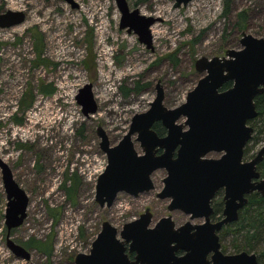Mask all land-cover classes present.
<instances>
[{
  "label": "rangeland",
  "instance_id": "obj_1",
  "mask_svg": "<svg viewBox=\"0 0 264 264\" xmlns=\"http://www.w3.org/2000/svg\"><path fill=\"white\" fill-rule=\"evenodd\" d=\"M127 1L159 19L152 26L151 47L120 27L116 0H0V12L26 13L21 24L0 27V155L30 198L25 221L10 234L31 255L18 257L7 245L8 199L0 168V264H76L78 253L90 252L104 220L121 229L146 208L154 214L152 224L169 213L177 225L190 220L180 210L170 212L169 199L157 197L167 176L164 168L153 173V190L138 196L121 191L111 206L101 207L96 186L108 159L97 128L103 126L111 144H118L133 116L151 108L159 84L168 108L183 104L205 74L195 68L198 58L241 49L243 32L264 37V0H229L227 14L225 0H192L180 6L175 0ZM37 39L43 43L39 61ZM42 82L51 94L39 90ZM88 84L98 108L86 115L77 96ZM30 87L34 104L20 111L18 102ZM15 116L25 122L17 123ZM159 125L165 128L161 122L154 126ZM136 137L135 148L143 153ZM250 158L244 155V160ZM68 186L75 187L73 196ZM223 195L221 189L212 202L222 210ZM233 237L220 238L225 253H236L240 237ZM263 250L264 239L250 249L260 264Z\"/></svg>",
  "mask_w": 264,
  "mask_h": 264
},
{
  "label": "water",
  "instance_id": "obj_2",
  "mask_svg": "<svg viewBox=\"0 0 264 264\" xmlns=\"http://www.w3.org/2000/svg\"><path fill=\"white\" fill-rule=\"evenodd\" d=\"M116 1L122 14L120 27L134 31L151 47V26L159 19L131 8L127 0ZM190 1L175 0V4ZM25 19L24 11L0 12V27L21 24ZM240 43L241 49H227L222 56L196 60L195 68L205 74L180 106L168 108L164 104V90L159 84L151 108L133 116L118 144H111L103 126L97 128L100 148L108 159L96 186V202L101 207L111 206L121 191L138 196L153 190L152 175L164 168L167 176L156 195L169 199L170 212L180 210L190 220L177 225L169 213L152 224L150 208L121 229L106 219L90 252L75 256L76 264H259L254 252L225 253L218 234L238 220L251 193L264 196V176L259 169L264 161V144L252 158L244 160L245 147L254 133L249 121L258 116L255 98L264 91V37L243 32ZM229 81L233 84L222 89ZM77 99L86 115L97 111L92 84L82 88ZM183 116L186 119L179 122ZM156 122L163 124L166 134H158ZM135 134L143 153L135 148ZM211 152L221 155L208 157ZM0 168L8 199L7 245L16 256L30 259L28 249L10 234L25 221L30 198L1 155ZM221 189L222 217L213 221L212 200ZM196 218L204 220L192 222Z\"/></svg>",
  "mask_w": 264,
  "mask_h": 264
},
{
  "label": "trees",
  "instance_id": "obj_3",
  "mask_svg": "<svg viewBox=\"0 0 264 264\" xmlns=\"http://www.w3.org/2000/svg\"><path fill=\"white\" fill-rule=\"evenodd\" d=\"M225 10L224 12L227 14L229 9V0H225ZM242 19H245L244 13H241ZM244 26V25H243ZM36 41V50H37V59L38 61L41 60V52H42V45L41 39H37ZM39 42V43H38ZM232 81L227 82L222 89H226L232 85ZM51 89V88H50ZM48 85L45 86L42 82L40 84L39 90L42 93H49L51 94L53 90H50ZM34 95H33V87H30L26 90L23 95L21 96L18 102V110L20 111H27V109L31 108L34 104ZM256 107L258 110V116L249 121V124L254 128V135H252L251 139L248 141L244 155L251 156V158L255 155V148L260 144V142L264 141V91L259 93L255 98ZM17 123H24L23 118L14 117ZM159 129L157 126H154L156 131L159 135H164L163 132L165 128L159 125ZM259 169L264 176V161L259 164ZM66 190L70 193L71 196L74 194L75 187H66ZM249 200L248 203L240 210L239 218L237 221L228 224L223 227V230L220 233V238L223 239L229 233H233L234 237L239 240V244L236 245V252L239 251H250L253 249V246L257 241L264 239V196L259 192H253L248 196ZM220 200V205H222L223 198ZM214 215L213 217H217L218 213L222 210V207L215 206L214 207ZM222 216H220L221 218ZM223 250L227 247L225 245L222 246ZM255 253V252H254ZM262 255H264V250L262 251ZM130 257L133 258V254H130ZM261 257V256H260ZM260 261V258L258 257ZM260 264V263H259ZM264 264V263H262Z\"/></svg>",
  "mask_w": 264,
  "mask_h": 264
},
{
  "label": "flooded vegetation",
  "instance_id": "obj_4",
  "mask_svg": "<svg viewBox=\"0 0 264 264\" xmlns=\"http://www.w3.org/2000/svg\"><path fill=\"white\" fill-rule=\"evenodd\" d=\"M96 181V178H95V180H94V182ZM220 193V190L216 193V195H215V197L218 195ZM214 199V198H213ZM212 202H213V200H212ZM212 206H213V204H212ZM213 208H214V206H213ZM215 211V210H214ZM213 215H214V213H213ZM213 215H212V220L213 221H216V220H219L220 219V212L218 213V215H217V217H213ZM219 237H220V231H219ZM6 240H7V238H6ZM211 255H212V253H209L208 254V258L210 259L211 258Z\"/></svg>",
  "mask_w": 264,
  "mask_h": 264
},
{
  "label": "bare ground",
  "instance_id": "obj_5",
  "mask_svg": "<svg viewBox=\"0 0 264 264\" xmlns=\"http://www.w3.org/2000/svg\"><path fill=\"white\" fill-rule=\"evenodd\" d=\"M155 23H156V22H155ZM155 23H154V24H155ZM154 24H153V25H154ZM153 25H152V26H153ZM152 26H151V31H152Z\"/></svg>",
  "mask_w": 264,
  "mask_h": 264
},
{
  "label": "built area",
  "instance_id": "obj_6",
  "mask_svg": "<svg viewBox=\"0 0 264 264\" xmlns=\"http://www.w3.org/2000/svg\"><path fill=\"white\" fill-rule=\"evenodd\" d=\"M104 168H105V167H104ZM95 170H98V169H95ZM103 170H104V169H103ZM103 170H102V171H103ZM102 171H101V172H102ZM101 172H100V173H101Z\"/></svg>",
  "mask_w": 264,
  "mask_h": 264
}]
</instances>
